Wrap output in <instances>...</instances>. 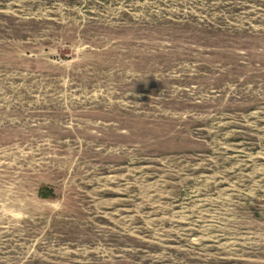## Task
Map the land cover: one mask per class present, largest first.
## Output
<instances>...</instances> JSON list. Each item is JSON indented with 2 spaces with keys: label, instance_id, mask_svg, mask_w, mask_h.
Wrapping results in <instances>:
<instances>
[{
  "label": "rangeland",
  "instance_id": "rangeland-1",
  "mask_svg": "<svg viewBox=\"0 0 264 264\" xmlns=\"http://www.w3.org/2000/svg\"><path fill=\"white\" fill-rule=\"evenodd\" d=\"M0 264H264V0H0Z\"/></svg>",
  "mask_w": 264,
  "mask_h": 264
},
{
  "label": "trees",
  "instance_id": "trees-1",
  "mask_svg": "<svg viewBox=\"0 0 264 264\" xmlns=\"http://www.w3.org/2000/svg\"><path fill=\"white\" fill-rule=\"evenodd\" d=\"M38 195L42 198H48V197H51L53 195V191L51 189L44 188V189L39 191Z\"/></svg>",
  "mask_w": 264,
  "mask_h": 264
}]
</instances>
